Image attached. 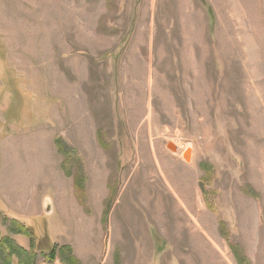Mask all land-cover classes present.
I'll return each instance as SVG.
<instances>
[{
  "label": "rangeland",
  "instance_id": "obj_1",
  "mask_svg": "<svg viewBox=\"0 0 264 264\" xmlns=\"http://www.w3.org/2000/svg\"><path fill=\"white\" fill-rule=\"evenodd\" d=\"M0 202L35 264H264V0H0Z\"/></svg>",
  "mask_w": 264,
  "mask_h": 264
},
{
  "label": "trees",
  "instance_id": "obj_2",
  "mask_svg": "<svg viewBox=\"0 0 264 264\" xmlns=\"http://www.w3.org/2000/svg\"><path fill=\"white\" fill-rule=\"evenodd\" d=\"M208 14L210 19H213L214 13L211 8L208 9ZM56 145L59 148L60 152L64 153L66 146L61 139H56ZM66 152V151H65ZM75 193L76 196L80 190L79 180H75ZM15 229L12 230L14 234L27 237L31 240L32 251H27L21 247H18L12 239L2 237L0 234V264H35V257L37 252L35 250L36 246V233H33V229L22 225L18 221H13ZM34 249V250H33ZM234 252V257L238 264H247L246 260L243 258L240 251L232 247ZM48 260L54 262L57 258L61 260L64 264H81V262L74 256L73 250L69 246L64 247H55L47 255ZM17 259V261H16Z\"/></svg>",
  "mask_w": 264,
  "mask_h": 264
},
{
  "label": "crops",
  "instance_id": "obj_3",
  "mask_svg": "<svg viewBox=\"0 0 264 264\" xmlns=\"http://www.w3.org/2000/svg\"><path fill=\"white\" fill-rule=\"evenodd\" d=\"M76 201L80 204V205H82L81 203H80V201L79 200H77L76 199ZM1 203V202H0ZM0 206H1V204H0ZM43 209H44V207H43ZM42 209V210H43ZM51 213H53V211H54V208H52L51 210ZM25 212H30V214H27L26 216H28V218H27V220H30V221H33V220H40L41 222H44V223H46V227H47V229H48V232H49V229H50V231H51V225H50V223H49V217L47 216V214H48V212H44V214L41 212V207H39V206H37V205H35L33 208H29L28 210H26ZM19 222V221H18ZM21 223V222H20ZM46 236H51V234H52V236L53 235H55V237H58L59 236V234L60 233H44ZM48 236V237H49ZM62 243V245L60 246V247H64V246H69V247H71L72 248V250H73V254H74V256L81 262V255H79L78 253H76V255H75V253L74 252H76L75 250H74V248L71 246L72 245V243H70V242H68V241H62L61 242ZM57 246V245H56Z\"/></svg>",
  "mask_w": 264,
  "mask_h": 264
},
{
  "label": "water",
  "instance_id": "obj_4",
  "mask_svg": "<svg viewBox=\"0 0 264 264\" xmlns=\"http://www.w3.org/2000/svg\"><path fill=\"white\" fill-rule=\"evenodd\" d=\"M168 148L169 149H171V150H173V151H177V149H176V147L174 146V145H172V144H169L168 145ZM190 154H191V151L190 150H187L185 153H184V159H186L187 161H189L190 160ZM48 212V211H47ZM44 264H53V263H51V262H46V263H44Z\"/></svg>",
  "mask_w": 264,
  "mask_h": 264
},
{
  "label": "bare ground",
  "instance_id": "obj_5",
  "mask_svg": "<svg viewBox=\"0 0 264 264\" xmlns=\"http://www.w3.org/2000/svg\"><path fill=\"white\" fill-rule=\"evenodd\" d=\"M165 198V197H164ZM169 217V216H168Z\"/></svg>",
  "mask_w": 264,
  "mask_h": 264
}]
</instances>
